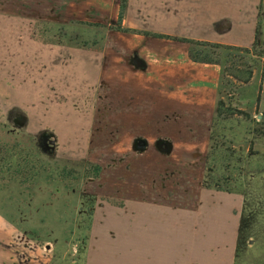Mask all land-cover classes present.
Instances as JSON below:
<instances>
[{
  "label": "rangeland",
  "instance_id": "1",
  "mask_svg": "<svg viewBox=\"0 0 264 264\" xmlns=\"http://www.w3.org/2000/svg\"><path fill=\"white\" fill-rule=\"evenodd\" d=\"M46 4L44 9L31 7L28 0H0V213L16 219L25 229L20 217H30V207L37 206L34 203L51 201L50 208L46 206L36 216L45 217L44 224L35 228L45 233L53 249L57 244L65 245L63 237L67 235L81 239L88 236L92 201L100 193L99 186L107 184L112 176L111 170L130 168L131 162L142 166L153 163L163 175H174L162 180L169 188L163 195L169 200H176L178 194L180 201H193L188 193L191 189L198 193L199 184L241 195L235 264H264L262 61L248 57L253 64L259 62L251 83H223V100L242 115L227 112L220 119L215 116L210 130L195 128L193 122L178 128L170 121L175 115L179 119L176 113L163 117V123L154 128H125L123 121L130 114L126 108L134 106L126 95L128 91L108 87L105 77L90 89H73L75 78H65L58 72L64 68V60L74 56L71 48L82 44L90 48L78 51L79 56L105 59V43L112 40L114 30L86 24L112 27V0H82L79 19L61 15L69 10V1L49 0ZM14 17L27 22L17 27ZM28 23L33 24L31 31ZM42 57L51 62L48 77L41 73L34 76L32 71ZM87 62L90 73L95 69L94 62ZM85 83L90 86L91 81ZM138 105L140 110L154 109L150 102L147 107ZM149 111L135 113L151 117ZM18 115L24 119L17 120ZM42 132L51 134L53 152L42 145ZM163 143L169 144V152ZM142 152L144 160H140ZM170 152L182 155L174 160ZM158 154L163 157L156 160ZM130 155L132 160H128ZM95 167L101 168L97 179L93 177Z\"/></svg>",
  "mask_w": 264,
  "mask_h": 264
},
{
  "label": "crops",
  "instance_id": "2",
  "mask_svg": "<svg viewBox=\"0 0 264 264\" xmlns=\"http://www.w3.org/2000/svg\"><path fill=\"white\" fill-rule=\"evenodd\" d=\"M47 1L28 0L31 7L43 8ZM64 1H69V10L61 15L81 18L82 0ZM119 3L112 0V27ZM13 19L20 28L27 22ZM31 25H27L29 31ZM122 27L162 38L112 31V40L105 43V59L79 56L78 51L87 49L71 48L74 56L66 58L58 72L75 78L73 89H90L105 77L108 87L128 91L134 106L126 108L130 114L123 121L125 128H154L163 123V117L176 113L179 119L171 115L170 121L178 128L193 122L195 128L210 130L222 68L192 62L189 45L174 39L251 48L257 36L259 48L264 49V0H127ZM87 61L94 62L90 73ZM51 70L48 57H42L32 69L34 76L41 73L45 77ZM86 80L91 81L90 86L83 84ZM259 96L260 105L262 89ZM147 102L154 106L147 110L151 117L137 115L135 112H147L137 108L138 104L147 107ZM138 140L149 145L144 138ZM142 155L140 160H144ZM169 155L179 160L182 153ZM162 157L158 154L155 158ZM111 171L107 184L99 186L100 193L92 201L90 232L82 239L67 235L63 237L65 245L51 249L50 239L35 228L44 224L46 218L36 216L49 209L51 201L34 203L37 206L30 207L31 216L20 217L25 229L16 219L0 213V264H235L241 195L199 184L198 193L193 189L188 193L193 201H180L178 194L176 200H169L163 195L169 188L162 182L163 177L167 180L174 175H163L158 164L131 162L130 168ZM80 241L84 245L79 246Z\"/></svg>",
  "mask_w": 264,
  "mask_h": 264
},
{
  "label": "trees",
  "instance_id": "3",
  "mask_svg": "<svg viewBox=\"0 0 264 264\" xmlns=\"http://www.w3.org/2000/svg\"><path fill=\"white\" fill-rule=\"evenodd\" d=\"M127 0H120L119 3V13L116 25L114 27H108L101 24H86L90 27H97L101 29H110L118 32L123 33H132V34H141L145 36H153L162 38V36L149 34L147 32H140L137 30H130L125 29L122 27V21L124 17V11L126 7ZM36 30H33V35L36 37ZM174 39V38H172ZM176 41H181L187 43L189 45V58L194 63H201V64H216L220 65L222 68L221 73V81H220V88H219V99L216 106V117L218 119L222 118L224 115L229 113V115H234L239 113L242 115L243 113L232 109L229 105L222 98V86L225 82L227 85L233 83H239L242 85H247L251 82L254 72L258 68V63L253 64L252 60H249L248 57L256 56L259 58L260 61L263 63L264 67V49H259V43L257 41V36L255 42L251 48H240V47H233V46H226L221 44L215 43H208V42H199L193 40H185V39H174ZM43 41V40H42ZM95 45V44H94ZM79 47L86 49L90 48L88 45L82 44ZM252 59V58H251ZM257 97V102L259 103L260 92ZM101 168L95 167L93 177L97 179L100 175Z\"/></svg>",
  "mask_w": 264,
  "mask_h": 264
},
{
  "label": "flooded vegetation",
  "instance_id": "4",
  "mask_svg": "<svg viewBox=\"0 0 264 264\" xmlns=\"http://www.w3.org/2000/svg\"><path fill=\"white\" fill-rule=\"evenodd\" d=\"M22 119H24L23 116H21V115L17 116V120H22ZM40 139H41L42 145L45 146V148H48L49 152H53V149H54V145L53 144H55V143H54V141L51 140L52 139L51 138V134L47 133V132H42L40 134ZM51 142H53V143H51Z\"/></svg>",
  "mask_w": 264,
  "mask_h": 264
},
{
  "label": "water",
  "instance_id": "5",
  "mask_svg": "<svg viewBox=\"0 0 264 264\" xmlns=\"http://www.w3.org/2000/svg\"><path fill=\"white\" fill-rule=\"evenodd\" d=\"M51 143H53V142H51ZM163 145L165 146L164 150H165L166 152H169V151H170V146H169V144H168V143H163ZM141 149H144V147H141Z\"/></svg>",
  "mask_w": 264,
  "mask_h": 264
}]
</instances>
